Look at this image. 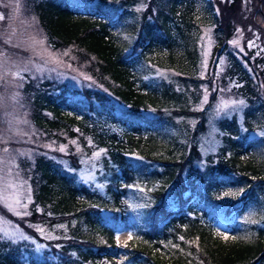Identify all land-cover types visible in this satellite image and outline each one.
I'll return each mask as SVG.
<instances>
[{
    "label": "trees",
    "instance_id": "16d2710c",
    "mask_svg": "<svg viewBox=\"0 0 264 264\" xmlns=\"http://www.w3.org/2000/svg\"><path fill=\"white\" fill-rule=\"evenodd\" d=\"M138 2L27 0L49 43L76 46L107 89L30 85V117L47 140L86 145L89 138L105 148V192L44 153L31 165L21 159L24 170L30 167V217L10 219L30 233L35 223L65 224L67 234L48 242L43 255L26 242L0 241V264H120V257L128 264H264V135L249 138L264 131V60L231 49L235 28L224 24L215 0H150L142 15ZM256 14L264 24V0ZM209 25L216 38L210 65L227 55L222 79L234 81L248 105L244 132L235 116L219 122L230 132L203 166L197 162L205 111L193 105L204 81L200 33ZM154 67L174 69L178 79H158ZM193 117L198 123L190 128L185 119ZM113 126L126 128L122 138ZM229 184L245 192L216 206V190ZM120 228L131 229L125 245ZM226 232L228 239L218 235Z\"/></svg>",
    "mask_w": 264,
    "mask_h": 264
},
{
    "label": "rangeland",
    "instance_id": "374dc122",
    "mask_svg": "<svg viewBox=\"0 0 264 264\" xmlns=\"http://www.w3.org/2000/svg\"><path fill=\"white\" fill-rule=\"evenodd\" d=\"M149 1L139 0L136 8L140 15L148 9ZM215 1L216 12L223 18L224 24L235 28L234 37L229 41L231 49L244 56L252 53L255 61L264 60V24L258 22L260 19L257 21L255 17L258 0H238L233 8L231 7L233 0ZM26 2L27 0H0V14L4 16V19L0 20V241L26 242L34 248L36 254L43 255L52 247L48 242L53 243L52 241L66 235L67 228L65 224L42 226L35 223L33 232L30 233L19 222L10 219L9 215L16 219L30 217L33 197L29 176L26 175L30 167L24 170L20 160L23 159L31 165L35 157L44 153L65 169L75 172L81 182L105 192L102 175L103 159L107 151L103 147H94L89 138L85 145L76 138L64 139L61 142L58 139L47 140L42 137L30 117L29 99L35 93L31 91L30 85L39 86L40 83L48 81L68 87L70 91H82L89 87L107 89L93 72L88 70L87 62L78 54L76 46L56 48L49 43L46 31L36 13ZM230 19L233 26L228 22ZM215 45L214 26H202L199 40V76L204 81L200 98L193 105V109L205 111L207 128L198 136L203 159L197 162L203 166L206 164L204 160L208 154L215 153L224 146V136L230 132L228 126L221 128L219 122L231 120L230 118L235 116L244 132V111L248 105L244 97L236 91L235 82L222 79L228 67L227 55L219 58L216 67L210 65ZM245 65L247 66L246 63ZM261 67L264 68V65ZM153 69L154 76L158 79L168 81L178 79L176 76L179 73L174 69L159 67ZM208 76L213 78L209 80ZM177 88L181 89L182 86ZM57 91L61 92L59 89ZM211 96L214 98L210 99ZM241 100L244 101L243 105L239 103ZM146 114L153 117L156 112L151 109ZM196 119L187 118L185 121L192 128L198 123ZM113 128L122 138L126 128L123 126ZM262 135L264 131H255L249 133V138ZM90 148L91 152L88 151ZM95 153L99 155H94ZM250 154H247V157ZM233 177H237V174L229 179ZM245 189H239L233 184L220 187L216 190L219 197L216 206L235 201ZM16 199L20 200L21 205L27 204V208L16 206L14 203ZM9 204L15 211L9 210L7 207ZM3 209L5 213L2 212ZM16 212L21 215H16ZM25 212L28 215H24ZM106 216L111 217L110 214ZM218 225L223 230H228L221 224ZM225 235L228 236V233ZM130 237L131 229L120 228L117 236L120 244L125 245ZM128 263L130 262L120 257V264Z\"/></svg>",
    "mask_w": 264,
    "mask_h": 264
},
{
    "label": "snow or ice",
    "instance_id": "6c2138e0",
    "mask_svg": "<svg viewBox=\"0 0 264 264\" xmlns=\"http://www.w3.org/2000/svg\"><path fill=\"white\" fill-rule=\"evenodd\" d=\"M2 19H4V16H3L2 14H0V20H2ZM6 42H7V41H6ZM233 43H236V41H233ZM251 44H252V42L250 41V42H249V45L251 46ZM239 103H240L241 105H243L244 101L241 100ZM61 150H63V149H61ZM94 155H99V153H95ZM14 203H15L16 206L27 208V204H23V205H21V202H20L19 199H16ZM7 207L9 208L10 211H15V208H13V206H12L11 204L7 205ZM16 215L19 216V215H21V214H20L19 212H16ZM24 215H28V213L25 212ZM218 235L223 236L224 239H228V238H229V237H228L227 235H225L224 233H218ZM130 238H131V237H130ZM233 239H235V237H233Z\"/></svg>",
    "mask_w": 264,
    "mask_h": 264
}]
</instances>
